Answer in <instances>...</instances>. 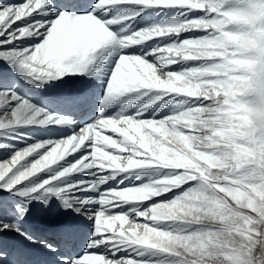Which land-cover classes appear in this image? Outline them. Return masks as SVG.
<instances>
[{
  "label": "snow or ice",
  "instance_id": "obj_1",
  "mask_svg": "<svg viewBox=\"0 0 264 264\" xmlns=\"http://www.w3.org/2000/svg\"><path fill=\"white\" fill-rule=\"evenodd\" d=\"M0 264H264V0H0Z\"/></svg>",
  "mask_w": 264,
  "mask_h": 264
}]
</instances>
